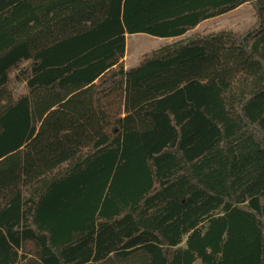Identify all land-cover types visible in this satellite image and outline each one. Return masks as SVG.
I'll return each instance as SVG.
<instances>
[{
	"label": "trees",
	"instance_id": "1",
	"mask_svg": "<svg viewBox=\"0 0 264 264\" xmlns=\"http://www.w3.org/2000/svg\"><path fill=\"white\" fill-rule=\"evenodd\" d=\"M196 261L264 264V0H0V264Z\"/></svg>",
	"mask_w": 264,
	"mask_h": 264
},
{
	"label": "rangeland",
	"instance_id": "2",
	"mask_svg": "<svg viewBox=\"0 0 264 264\" xmlns=\"http://www.w3.org/2000/svg\"><path fill=\"white\" fill-rule=\"evenodd\" d=\"M254 24V10L251 2L248 1L227 13L200 22L196 27L177 38L153 37L144 33L126 34L125 51L121 61L125 67H131L137 64L145 54L175 39L188 38L193 35L213 33L220 30H232L242 33L250 29ZM16 88L20 89L21 86L16 85ZM261 190L248 186L244 189V193L247 196H251ZM194 264H200V262L196 261Z\"/></svg>",
	"mask_w": 264,
	"mask_h": 264
},
{
	"label": "crops",
	"instance_id": "3",
	"mask_svg": "<svg viewBox=\"0 0 264 264\" xmlns=\"http://www.w3.org/2000/svg\"><path fill=\"white\" fill-rule=\"evenodd\" d=\"M125 67V66H124ZM125 68H127V67H125Z\"/></svg>",
	"mask_w": 264,
	"mask_h": 264
}]
</instances>
